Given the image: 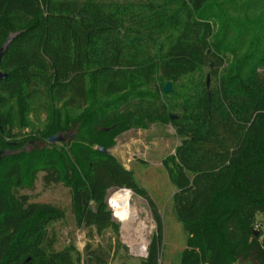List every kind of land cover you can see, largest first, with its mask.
<instances>
[{
  "label": "trees",
  "instance_id": "trees-1",
  "mask_svg": "<svg viewBox=\"0 0 264 264\" xmlns=\"http://www.w3.org/2000/svg\"><path fill=\"white\" fill-rule=\"evenodd\" d=\"M10 37L0 81V264L106 262L74 243L57 249L51 228L66 211L35 201L39 179L45 191L70 190L78 228L111 232L120 248L109 191L141 196L156 231L140 264H160L156 204L133 171L97 150L154 124L181 140L163 161L187 235L181 264H264V238L253 230L264 214V0H0V51ZM76 127L67 157L51 143L24 150L29 138Z\"/></svg>",
  "mask_w": 264,
  "mask_h": 264
},
{
  "label": "rangeland",
  "instance_id": "rangeland-1",
  "mask_svg": "<svg viewBox=\"0 0 264 264\" xmlns=\"http://www.w3.org/2000/svg\"><path fill=\"white\" fill-rule=\"evenodd\" d=\"M10 39L11 37L8 40ZM245 50L246 46L243 47L242 52ZM111 100H114V98H98L100 104L108 103ZM79 114L73 113L70 117L73 119ZM45 125L46 123L44 125L37 124L35 126L36 131L40 130V132H43ZM28 131L26 132L27 134H29ZM78 132L79 127L64 131L60 133L64 138V142L54 144L55 148L59 149L65 157L68 156L72 142L75 141V136ZM47 138H29L30 140H28L24 150L27 153H32L44 149L49 144ZM180 142V138L171 125L154 124L147 129H135L125 132L117 136L110 144L104 143L105 147L126 169L134 172L137 182L148 192L158 208L164 228L160 264H181L182 252L185 250L187 242V235L183 225L177 221L173 211L175 188L170 183L168 174L163 167V161L175 153V149ZM119 191H122V189L110 190L107 203L114 221L120 226L119 241L124 248H120L117 245V238L111 232H107L104 236H99L95 232L92 233L76 226L71 209L72 195L68 188L59 185L45 191L39 179L34 195L36 202L61 206L66 211V218L56 222L51 228V232L56 235V247L58 250H62L74 243L84 256H89L92 250L101 254L106 260L105 264H140V261L147 254L152 236L156 231V224L147 201L133 193L137 204L141 207L142 217L148 224V230L145 234L146 249H143L142 246H133L132 240L127 237V235H130L129 231L124 230L123 223L118 220L112 207V197Z\"/></svg>",
  "mask_w": 264,
  "mask_h": 264
},
{
  "label": "bare ground",
  "instance_id": "bare-ground-1",
  "mask_svg": "<svg viewBox=\"0 0 264 264\" xmlns=\"http://www.w3.org/2000/svg\"><path fill=\"white\" fill-rule=\"evenodd\" d=\"M112 207L118 220L123 223L124 230L129 231L130 235L127 237L132 240V245L146 249L145 234L148 224L142 217L141 207L137 204L133 192L122 190L115 193L112 197Z\"/></svg>",
  "mask_w": 264,
  "mask_h": 264
},
{
  "label": "water",
  "instance_id": "water-1",
  "mask_svg": "<svg viewBox=\"0 0 264 264\" xmlns=\"http://www.w3.org/2000/svg\"><path fill=\"white\" fill-rule=\"evenodd\" d=\"M11 39L8 40L5 43V45L3 46V48L0 51V81L3 80V79H5L7 77V74H4L3 71L1 70V63H2V58H3V55H4V51L7 48L8 44L10 43ZM164 91L166 93L171 92L172 91L171 84H167L166 87H165V89H164ZM57 142H60V143H63L64 142V138H63V136L61 134L54 135V136H52V137H50L48 139V143L56 144ZM97 150L100 151V152H102V153H104V154L111 153L107 148L99 147V148H97ZM254 235L258 237L260 234H259V232H254ZM145 257H147V254H146Z\"/></svg>",
  "mask_w": 264,
  "mask_h": 264
},
{
  "label": "built area",
  "instance_id": "built-area-1",
  "mask_svg": "<svg viewBox=\"0 0 264 264\" xmlns=\"http://www.w3.org/2000/svg\"><path fill=\"white\" fill-rule=\"evenodd\" d=\"M253 230L254 232H259L264 238V214L257 215L253 224Z\"/></svg>",
  "mask_w": 264,
  "mask_h": 264
}]
</instances>
